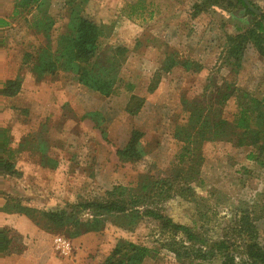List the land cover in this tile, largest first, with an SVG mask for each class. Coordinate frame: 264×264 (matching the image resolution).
I'll return each mask as SVG.
<instances>
[{"label": "rangeland", "instance_id": "obj_1", "mask_svg": "<svg viewBox=\"0 0 264 264\" xmlns=\"http://www.w3.org/2000/svg\"><path fill=\"white\" fill-rule=\"evenodd\" d=\"M120 1L122 4L128 2V0H109V3L115 7V3ZM202 1L147 0L145 8L141 9L143 14L137 20L138 24L133 23L130 26L146 33L148 30L145 28L152 27V15L158 14L159 17H164L172 11L185 10L193 19L185 24V36L180 39L178 42L180 46L176 49L180 51L185 49L184 53L187 57L194 60L197 58L203 63L205 70L200 75L187 73L182 84L184 87L180 90L179 87H175L176 81L164 82L161 85L163 92L148 99L147 107L136 117L125 113L128 97H121L120 91L115 93L110 97L111 117L114 119L111 125L106 122L100 123L97 128L95 125L93 128L90 122L85 125L79 122L81 115L79 110L70 112V116L74 114L76 117L73 116L68 123L59 122L57 118L55 120L49 118L47 121L43 119L40 121L43 123L39 130L40 122H37L36 134L41 136L40 146L44 143L48 148L47 152L45 150L43 152L47 153L49 158H55L58 154L57 170L46 162L43 171L36 176V171H30L29 165L22 163L17 166L22 172L21 178H0L2 213H4L3 207L11 199H17L30 207L34 205V208L40 211L58 212L71 204L103 200L106 198V192L114 187H123L128 198L131 193L141 191L145 183H153L156 188H160L164 182L171 181L173 189L170 190V196L157 200V209L161 214L175 223L201 233L210 241L246 239V236L241 237L242 235L238 234V225L243 214H249L254 221L260 241L264 243V166L260 165L264 157L258 163L247 158L250 153L249 148H237L226 142L209 143L204 147V160L195 178L189 179L188 176L182 178L183 183L180 186H177L174 178V172L177 170L173 169L178 165L182 146L174 139L173 134L176 124H183L187 118L182 105L183 97L195 98L201 93L206 80L210 77L221 84L234 83L255 97L261 98L264 95V58L254 48L249 47L246 50L243 69L237 75L225 64L222 54L224 49L226 50V36L237 35L240 31L251 28L253 25L251 16L239 17L241 5L235 0H210L208 6L204 7L205 11L196 14L194 5ZM250 1L263 15L264 0ZM129 3L130 8H127L126 12L135 14L131 5L136 4L137 1L130 0ZM114 7L103 8L95 0H89L85 10L86 15L95 22L102 24L104 21L106 25L114 26L111 45L126 46L130 49V55L133 53L147 57L154 55L140 41L138 30L127 32L122 30L125 31L124 33L120 32L119 28L116 29L121 7L117 9ZM58 15H60L59 11ZM14 24L21 29L27 27L21 18L14 21ZM57 24L59 28L61 25L59 16ZM31 38H35L34 35ZM23 52L34 51L23 50L22 53L18 51L16 57L20 59V54ZM126 71V79L136 83L135 75L138 69L134 56L132 62L127 65ZM130 76L133 78H128ZM124 83L121 90H124ZM239 95L242 96V93L239 92ZM245 100L231 99L226 107L228 113L230 115L237 113L239 103L246 102ZM101 107L102 104L95 109ZM53 129L61 131V133L56 132L57 141L55 138L52 139V135H55L52 134ZM134 130L143 132L141 142L146 152L144 160L136 165L123 163L117 156V151L125 147ZM102 131L105 133L103 134ZM38 135L33 138L35 143ZM34 142H30L31 146ZM57 142L58 146H54ZM34 216L36 218L31 219L15 214L9 218L4 216L0 221V231L8 227L15 232V235L19 234L28 239L26 240L29 243L28 254L24 257L23 254L14 255L16 259L18 258L16 264L39 262L40 264H105L120 240L137 244H144L147 241L150 246L157 247L155 241L160 238L154 222H144L131 229L124 225L123 218L105 217L104 227L100 231L72 239L65 233H49L46 230L48 221L39 216V211ZM92 218L89 212L81 215L83 221ZM34 221L39 222L41 226H37ZM58 236L72 242L71 258L62 257V259L58 255L54 244V239ZM1 258L5 260L6 257H0V264L3 261ZM144 264L183 263H180L171 252L159 249L157 254L147 259Z\"/></svg>", "mask_w": 264, "mask_h": 264}, {"label": "trees", "instance_id": "obj_2", "mask_svg": "<svg viewBox=\"0 0 264 264\" xmlns=\"http://www.w3.org/2000/svg\"><path fill=\"white\" fill-rule=\"evenodd\" d=\"M133 1H137L141 9H144L147 0ZM209 1L196 3L194 5L196 14L205 11L204 7L208 6ZM235 1L241 5L238 16L243 18L248 15L253 21L251 28L240 31L237 35H227L225 39L226 50L224 49L222 53L223 59L231 72L237 75L243 69L245 52L249 47L254 48L264 58V14L256 16L243 0ZM35 3L39 4V0ZM71 3L74 4V0H71ZM88 3L89 0H81V3L73 8L67 31L59 35L55 51L51 48L39 49L34 55H27V60L35 58L36 69L42 75L55 76L60 71L66 72L90 91L108 98L124 81L122 69L128 60L130 49L123 45L110 44L114 26L90 19L85 10ZM250 3L256 8L251 1ZM45 5L42 0L33 25L37 29L49 31L51 29L46 26L49 27L52 23L46 15ZM26 8L30 9L29 6ZM7 24L0 18V28L8 26ZM175 65L176 62L172 58H167L152 79L148 90L153 92L160 82V77L170 72ZM185 66L187 69L199 68L191 62H187ZM21 86L20 78L6 82L2 94L6 97H15L21 92ZM233 98L240 101L246 99V102L239 103L237 113L230 115L226 107ZM144 102L145 99L133 96L127 106V113L132 117L136 116ZM182 105L187 118L183 124H176L173 134L174 139L182 146L178 165L173 169L177 170L174 172L177 186L183 183L184 177L195 178L204 160L206 144L226 142L237 148H249L247 158L258 163L264 157V95L258 98L243 91L234 83L221 84L210 77L201 93L193 99L184 97ZM89 117L96 125L105 123L100 114L92 113ZM2 136V146L8 145V136ZM143 136V132L134 130L125 147L117 151L121 162L136 165L144 160L146 152L141 142ZM41 147L47 152L48 148L44 143ZM48 163L56 170V162L49 160ZM260 165L264 166V158ZM21 176L22 172L11 159H1L0 178L19 179ZM172 184L173 182L166 181L163 186L156 188L153 183H145L141 191L131 193L128 198L123 187L118 186L108 190L103 200L71 204L58 212L40 211L34 208V205L30 207L17 199H11L3 207V212L35 219L34 215L39 211V216L48 221L46 230L49 233H65L72 239L100 231L107 217L123 218L124 225L131 229L144 222H154L157 225L160 235L155 241L157 243L154 242L158 244L157 247L150 246L147 241L144 244H137L120 240L105 264H144L147 259L153 258L159 249L171 252L183 264H264V243L260 241L249 214H243L239 220L238 234H241V237L246 236V239L239 241H210L201 233L175 223L161 214L157 209V200L170 196ZM85 212L91 213L93 218L83 221L81 215ZM34 222L41 226L39 222ZM14 233L8 227L0 231V257L20 254L28 248L27 237Z\"/></svg>", "mask_w": 264, "mask_h": 264}, {"label": "crops", "instance_id": "obj_3", "mask_svg": "<svg viewBox=\"0 0 264 264\" xmlns=\"http://www.w3.org/2000/svg\"><path fill=\"white\" fill-rule=\"evenodd\" d=\"M36 0H0V18L8 23L6 27L0 28V161L1 159H11L17 166L18 164L27 163L30 167V171H36V176L39 175L43 169L45 163L50 160L56 162L58 167V154L55 158H49L47 153L43 152L40 146V134H36V123L49 118L57 120L59 122L70 121L73 116H70V112L80 111L81 115L79 122L87 125L90 122L97 128L98 125L89 117L90 114H100L108 125L114 122L111 117L110 111V97L117 92H121L120 96L128 97V102L125 106V113H127V106L133 96L145 99L140 112L147 107L148 99L163 92L161 85L164 82L172 83L176 81L175 87H184L183 80L187 73H194L200 75L205 67L202 62H199L192 58H188L184 53L185 46L182 48L184 51L176 49L179 47L180 39L184 38L185 24L190 22L193 17L183 11H172L170 14L159 17L158 14H154L151 17L152 27H147L146 33L141 32L139 28H132L130 26L133 23H137L138 19L142 17V10L138 3L131 5V12H126L127 8H130V3L122 4V1L115 3L114 5L109 3V0H95L103 8L111 9L110 6L117 9L121 7L119 24L116 29L127 31H137L140 41L143 42L145 47L152 52L151 57L143 56L138 53L129 54L128 60L123 66L122 77L124 83V90L122 89L123 83L117 88L115 93L110 97H102L93 91H90L85 86L79 84L77 79L66 72L60 71L57 75H45L40 74L37 67V61L32 58L30 61L27 60V54L34 55L39 49L51 48L55 51L58 46L59 35L67 31L68 24L71 19V13L73 8L79 4L81 0H74V4L71 0H43L46 5V15L51 20L52 24L46 28L51 30L46 31L44 29H37L33 25L35 17L38 14L39 4L42 0H39V4L35 3ZM133 1V0H132ZM91 2V1H90ZM134 2V1H133ZM121 3V4H120ZM129 4V5H128ZM29 6L30 9H25ZM41 7V6H40ZM58 11L59 14L58 15ZM139 13V14H138ZM58 16L61 21V25L58 28ZM21 18L27 25L25 29H21L14 21ZM102 24H105L103 21ZM138 24V23H137ZM18 27V28H17ZM125 33V31H122ZM187 32V31H186ZM34 35L35 38H31ZM16 38V39H15ZM50 38V39H49ZM25 45V46H24ZM189 47V46H188ZM193 49V48H192ZM34 51V52H23L20 54V59L17 58L18 51ZM16 51V52H15ZM135 57V65L138 72L135 75L136 83L126 79L127 71L126 67ZM172 58L176 65L170 70V72L163 74L160 77V82L157 88L150 92L149 86L154 79L155 75L160 71L164 61ZM187 62L198 65V69H187L185 64ZM18 78L22 80L21 92L15 97H6L2 94L4 85L6 82L15 81ZM128 78H133L132 76ZM182 78V81H181ZM207 81V80H206ZM184 98V97H183ZM182 98V99H183ZM95 101V103H94ZM97 110L95 108L100 107ZM99 105V106H98ZM97 106V107H95ZM140 112L137 114L139 115ZM136 115V116H137ZM133 116V117H136ZM51 119V120H52ZM9 120V122H8ZM38 124L40 130L41 124ZM82 124V125H83ZM36 130V131H35ZM60 133L61 131L58 130ZM53 129L52 139L55 138L57 141L58 132ZM39 132V131H38ZM41 133V132H40ZM2 135H6L9 138L8 145L2 146ZM38 135L36 143L34 142V136ZM34 145L31 146V143ZM54 146H58L55 144ZM69 147V146H68ZM57 170V169H56ZM9 218L12 215L2 213L0 211V221L4 216ZM7 226V225H5ZM4 226V227H5ZM28 248L20 254L23 257L28 254ZM14 255L7 256L5 260L1 258V264H16V257ZM58 255L62 258L59 252ZM13 256V257H12ZM11 257V258H10ZM62 258V259H63ZM40 264V262L38 263ZM61 264V263H59Z\"/></svg>", "mask_w": 264, "mask_h": 264}, {"label": "built area", "instance_id": "obj_4", "mask_svg": "<svg viewBox=\"0 0 264 264\" xmlns=\"http://www.w3.org/2000/svg\"><path fill=\"white\" fill-rule=\"evenodd\" d=\"M56 250L64 257L71 258L73 253L72 242L64 237L58 236L54 239Z\"/></svg>", "mask_w": 264, "mask_h": 264}, {"label": "water", "instance_id": "obj_5", "mask_svg": "<svg viewBox=\"0 0 264 264\" xmlns=\"http://www.w3.org/2000/svg\"><path fill=\"white\" fill-rule=\"evenodd\" d=\"M243 2L247 5V7L255 13L256 16H261V12L258 11L256 8L252 6V4L249 2V0H243Z\"/></svg>", "mask_w": 264, "mask_h": 264}]
</instances>
